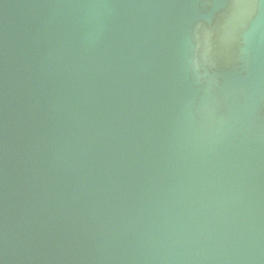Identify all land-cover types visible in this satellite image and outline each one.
<instances>
[{
    "label": "water",
    "instance_id": "water-1",
    "mask_svg": "<svg viewBox=\"0 0 264 264\" xmlns=\"http://www.w3.org/2000/svg\"><path fill=\"white\" fill-rule=\"evenodd\" d=\"M0 264H264V0H0Z\"/></svg>",
    "mask_w": 264,
    "mask_h": 264
}]
</instances>
